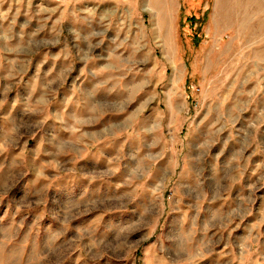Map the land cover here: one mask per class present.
<instances>
[{"label": "rangeland", "instance_id": "374dc122", "mask_svg": "<svg viewBox=\"0 0 264 264\" xmlns=\"http://www.w3.org/2000/svg\"><path fill=\"white\" fill-rule=\"evenodd\" d=\"M0 264H264V0H0Z\"/></svg>", "mask_w": 264, "mask_h": 264}]
</instances>
